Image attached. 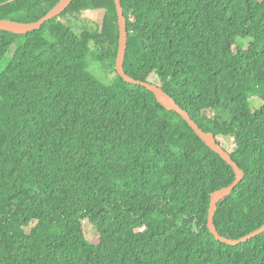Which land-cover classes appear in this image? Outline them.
<instances>
[{"label":"trees","instance_id":"16d2710c","mask_svg":"<svg viewBox=\"0 0 264 264\" xmlns=\"http://www.w3.org/2000/svg\"><path fill=\"white\" fill-rule=\"evenodd\" d=\"M57 2L0 0V19L33 22ZM121 5L125 72L157 82L244 172L216 203L218 233L255 230L264 224V0ZM88 10L99 11L94 25L81 17ZM117 48L114 0H72L38 29H0V264H264V232L232 245L207 227L210 196L233 181L232 167L116 73ZM89 58L115 76L101 80ZM84 221L97 235L86 238Z\"/></svg>","mask_w":264,"mask_h":264},{"label":"water","instance_id":"95a60500","mask_svg":"<svg viewBox=\"0 0 264 264\" xmlns=\"http://www.w3.org/2000/svg\"><path fill=\"white\" fill-rule=\"evenodd\" d=\"M72 0H58L50 10L47 11L42 17L33 22H21L12 19H0V29L22 34L31 30L38 29L45 21L58 16L62 11H64ZM117 22H118V48L115 59V71L121 76L125 82L131 84H137L146 87L150 90L156 97L157 101L162 104L166 109L173 110L177 112L193 129V131L202 139L213 151L218 153L233 169L234 179L233 181L218 190L212 192L210 196L208 216H207V227L210 232L215 236L216 239L225 242L227 244H238L240 242L246 241L262 232H264V224L256 228L255 230L241 236L239 238L231 239L220 235L214 224V211L216 208V203L224 196L231 193L232 189L242 180L244 177V172L239 168L237 163L231 158L229 153L225 151L219 143L216 142L214 134L211 131L203 130L197 122H195L189 112L179 106L176 101L165 92L161 86L156 83H150L148 81L140 80L129 76L123 67V60L126 52L127 46V24L126 18L123 13V8L121 5V0H114Z\"/></svg>","mask_w":264,"mask_h":264},{"label":"rangeland","instance_id":"374dc122","mask_svg":"<svg viewBox=\"0 0 264 264\" xmlns=\"http://www.w3.org/2000/svg\"><path fill=\"white\" fill-rule=\"evenodd\" d=\"M98 12L99 11H96V10H88V11L82 12L81 17L94 25V23L97 20L99 21L100 14ZM79 24L80 23L78 22V26L74 28V30L77 33H79L81 30V27ZM242 42L244 44H246L249 42V40L248 39H242ZM89 59H90L89 70L93 74H95L97 77H99L101 80L110 81L115 76V72L111 71L110 69H106V67H104L98 61L91 59V58H89ZM249 101H250L251 110L255 109L256 107L260 106V104H261V101L256 97L251 98ZM83 230H84L86 238H88V239L91 238L92 236L97 235L96 230L94 229L92 224L88 221L83 222Z\"/></svg>","mask_w":264,"mask_h":264}]
</instances>
